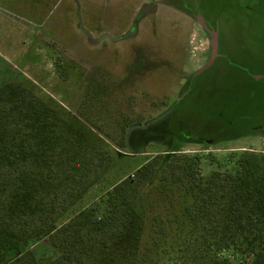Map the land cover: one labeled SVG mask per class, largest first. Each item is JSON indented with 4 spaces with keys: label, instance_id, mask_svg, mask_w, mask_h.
I'll return each instance as SVG.
<instances>
[{
    "label": "rangeland",
    "instance_id": "374dc122",
    "mask_svg": "<svg viewBox=\"0 0 264 264\" xmlns=\"http://www.w3.org/2000/svg\"><path fill=\"white\" fill-rule=\"evenodd\" d=\"M12 83L111 156L59 225L158 154L201 156L205 177L248 158L264 171V0H0V90ZM85 104L115 139L128 126L124 149ZM23 250L59 256L47 238Z\"/></svg>",
    "mask_w": 264,
    "mask_h": 264
},
{
    "label": "trees",
    "instance_id": "16d2710c",
    "mask_svg": "<svg viewBox=\"0 0 264 264\" xmlns=\"http://www.w3.org/2000/svg\"><path fill=\"white\" fill-rule=\"evenodd\" d=\"M85 104L79 116L105 133ZM32 91L0 90V264H264V171L248 158L205 177L201 156L158 154L83 209L59 221L106 175L110 154ZM49 239L39 263L23 247Z\"/></svg>",
    "mask_w": 264,
    "mask_h": 264
},
{
    "label": "water",
    "instance_id": "95a60500",
    "mask_svg": "<svg viewBox=\"0 0 264 264\" xmlns=\"http://www.w3.org/2000/svg\"><path fill=\"white\" fill-rule=\"evenodd\" d=\"M198 20H199V22L203 25V26H205V24H204V19L202 18V17H199L198 18ZM212 39H213V56H212V59L215 57V53H216V49H217V33H213L212 32Z\"/></svg>",
    "mask_w": 264,
    "mask_h": 264
}]
</instances>
